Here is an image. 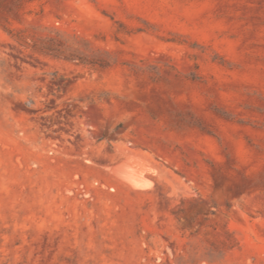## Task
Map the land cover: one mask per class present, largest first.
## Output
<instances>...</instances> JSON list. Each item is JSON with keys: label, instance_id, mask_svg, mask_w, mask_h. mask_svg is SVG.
Returning <instances> with one entry per match:
<instances>
[{"label": "rangeland", "instance_id": "obj_1", "mask_svg": "<svg viewBox=\"0 0 264 264\" xmlns=\"http://www.w3.org/2000/svg\"><path fill=\"white\" fill-rule=\"evenodd\" d=\"M0 264H264V0H0Z\"/></svg>", "mask_w": 264, "mask_h": 264}, {"label": "bare ground", "instance_id": "obj_2", "mask_svg": "<svg viewBox=\"0 0 264 264\" xmlns=\"http://www.w3.org/2000/svg\"><path fill=\"white\" fill-rule=\"evenodd\" d=\"M136 159H134L136 161L130 160L131 162L129 161V163L125 164V166L122 167L121 171H122L123 177L124 176L126 177V178L124 177L125 179H128V181L134 182L133 183L134 185H136L137 183H140V185H141V183L146 182L145 181V179H146L145 175H146V169L149 167V164L147 161L143 160L144 158L139 159V160H138V158H136Z\"/></svg>", "mask_w": 264, "mask_h": 264}]
</instances>
